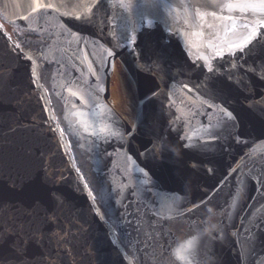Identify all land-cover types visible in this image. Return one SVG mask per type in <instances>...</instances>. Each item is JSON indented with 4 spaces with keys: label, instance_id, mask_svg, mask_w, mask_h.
<instances>
[{
    "label": "water",
    "instance_id": "obj_1",
    "mask_svg": "<svg viewBox=\"0 0 264 264\" xmlns=\"http://www.w3.org/2000/svg\"><path fill=\"white\" fill-rule=\"evenodd\" d=\"M0 17L32 30L66 26L43 62L54 65L52 88L80 147L111 150L116 137L81 118L79 107L98 95L113 96L155 138L175 93L202 113L264 131V0H0ZM97 33L114 34L116 53L84 79L74 103L57 86L63 73L83 75ZM18 48L0 26V264H128L73 167L37 64Z\"/></svg>",
    "mask_w": 264,
    "mask_h": 264
},
{
    "label": "flooded vegetation",
    "instance_id": "obj_2",
    "mask_svg": "<svg viewBox=\"0 0 264 264\" xmlns=\"http://www.w3.org/2000/svg\"><path fill=\"white\" fill-rule=\"evenodd\" d=\"M98 35L99 45L84 50L83 75L63 73L57 86L74 103L86 90L84 79L116 53L114 34ZM55 38L51 33L18 49L37 64L44 79L38 86L73 167L128 264H180L172 249L191 236L197 237L194 264H264V131L238 128L220 111L202 113L186 94L175 93L155 138L123 114L113 96L98 95L79 107L81 118L97 134L116 137L107 140L111 150L86 141L80 147L52 88L54 65L43 62ZM206 224L216 226L211 235L203 233ZM177 255L183 257V249Z\"/></svg>",
    "mask_w": 264,
    "mask_h": 264
},
{
    "label": "rangeland",
    "instance_id": "obj_3",
    "mask_svg": "<svg viewBox=\"0 0 264 264\" xmlns=\"http://www.w3.org/2000/svg\"><path fill=\"white\" fill-rule=\"evenodd\" d=\"M0 25L3 26V29L5 30V32L8 34L9 39L17 46V47H22L23 50H28L29 49V44L32 42H36V41H41L45 38V35L48 34H57L60 31H63L66 29V26H61V27H57V28H50L48 30H41V31H34V30H29L23 27H20L19 25L13 24L11 22H9L8 20H2L0 17ZM51 32V33H50ZM54 42V40L52 41ZM35 76L37 78V82L40 84V86L42 87L43 84V77L41 75V72L39 71V69L34 70ZM59 132L65 136V134L63 133L64 128H61L59 125ZM82 136H86L87 133L80 129ZM79 133V130H77Z\"/></svg>",
    "mask_w": 264,
    "mask_h": 264
},
{
    "label": "clouds",
    "instance_id": "obj_4",
    "mask_svg": "<svg viewBox=\"0 0 264 264\" xmlns=\"http://www.w3.org/2000/svg\"><path fill=\"white\" fill-rule=\"evenodd\" d=\"M171 150V149H170ZM209 213H211V208H209ZM211 228H215V225H211ZM210 227L209 225H205L203 229L204 234L211 235L210 232ZM197 237L196 236H191L183 241H179L175 247L172 249V255L175 257V259L180 261V264H194L195 261V252H194V247L195 244L194 242L196 241ZM179 249H183L184 255L183 257L177 255V251ZM205 264H207V261H205Z\"/></svg>",
    "mask_w": 264,
    "mask_h": 264
}]
</instances>
